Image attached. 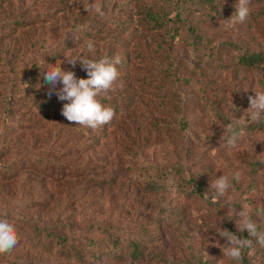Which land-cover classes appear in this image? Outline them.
<instances>
[{
	"label": "trees",
	"instance_id": "obj_1",
	"mask_svg": "<svg viewBox=\"0 0 264 264\" xmlns=\"http://www.w3.org/2000/svg\"><path fill=\"white\" fill-rule=\"evenodd\" d=\"M47 1L49 8L36 14L18 8L12 0H0V137L28 131V135L35 134L39 140L35 144L50 141L49 149L33 143V148L21 156L26 161L23 167L42 181L63 184L65 196L72 203L64 200L63 207L73 208L64 216L60 210L61 216L53 223L41 226L32 217L26 218L39 236L43 260L51 256V248L59 246L67 252L72 249L81 264H96L103 258L146 262L151 256H156L162 263L172 262L162 250L151 247L153 236L143 238L153 232L151 228L137 230L132 224L125 233L117 226L97 220L91 221L86 230L78 234L70 228L72 225H66L78 203L93 202L104 184L112 182L105 176L93 174L104 162L88 160L80 163L76 161V154L99 146L109 132L116 131L114 134L119 138L127 139L128 143L125 142L121 151L130 159L137 155L132 151L135 147L153 153L155 146L150 145L151 137L153 133L155 137H161L163 154L159 160L146 162V167L167 171V179L175 184L178 192L176 198L186 197L198 205L193 215L184 203L173 205L174 208L181 206L174 221L165 216L158 224V230L161 224L172 227L185 249V257L172 263L237 264L223 256L220 248L226 238L218 233L227 229L238 238H252L246 230L238 232L235 218L228 219L226 213L233 206L237 211L243 206L250 210L258 231L264 232V203L262 207H254L253 203L264 192V118L259 122L245 119L250 106L248 97H254V91H264V3L259 11H250L243 22L245 30L240 23L242 36L250 35L246 40L223 38L212 54L213 34H208L203 25L189 21L191 8L175 6L172 0H117L119 15L111 20L87 11L90 0ZM85 25L87 27H83ZM217 33L221 35V32ZM88 41L94 45L91 52L87 48ZM178 44L185 49L184 56H172ZM229 50L234 53L231 60L234 66L256 73L245 88L242 87L243 79H236L237 74L232 75L231 85L222 87L221 76L231 67L225 62L230 58L224 56ZM204 54L220 61L219 83L210 101L215 119L221 125L216 134H211L204 124L198 125L194 115H188L193 114L197 104H193V97L186 99L184 90L186 84L195 87L194 73L201 74L213 68L211 60H204ZM77 55L92 59L104 55L122 57L116 66L119 76L113 89L97 97L104 106L112 107L115 115L97 129L67 121L61 114L63 103L67 101H60L55 93L49 97L44 85L42 71L48 64L60 61L61 68L73 71L77 78H87V72L79 63L73 68L65 62V56ZM166 109L174 111L172 120L160 116ZM237 119L241 122L238 126L241 137L233 148L227 146L226 129ZM141 134L145 136L141 137ZM142 164L132 160L127 167ZM235 172L241 174L240 180L231 179L232 187L217 202L211 181L219 175ZM143 184L153 192L167 188L164 180L149 179ZM42 202L46 207L47 198L43 197ZM173 206L169 207L172 209ZM255 215L260 216V220H256ZM61 218L64 220L60 222ZM82 234L102 235L101 239L89 241L96 250L88 246L87 238ZM205 241L208 245L221 244L219 261L206 256ZM260 248L253 239V249L244 251L239 264H257L252 251L259 255L256 258L258 264H264V252ZM66 256L70 259V254L66 253ZM43 260L38 262L44 263Z\"/></svg>",
	"mask_w": 264,
	"mask_h": 264
},
{
	"label": "rangeland",
	"instance_id": "obj_2",
	"mask_svg": "<svg viewBox=\"0 0 264 264\" xmlns=\"http://www.w3.org/2000/svg\"><path fill=\"white\" fill-rule=\"evenodd\" d=\"M12 1H14L18 8L24 9L29 13L42 14L49 8L47 0ZM94 3L101 4L104 13L103 16H100L102 18L111 20L119 15V12H117L119 4L117 0H90V4ZM172 3L175 6H188L191 8L192 14L189 16V21L191 20L192 24L203 25L207 28L208 34H213L210 42V45L213 46L210 48L212 54L217 44L223 38L234 39L237 37V39L244 41L250 36L246 35V37H243L240 32L242 28L245 30L246 25L244 23H242V28L240 27V23L236 24L233 28L226 27V20L235 15L236 0H172ZM263 3L264 0H251L250 8L251 10L259 11ZM216 32H221V35L216 34ZM184 53L185 49L178 44L175 46L172 56H184ZM224 54H226L224 55L225 59L226 57L230 58L225 62L227 66L231 64V67L221 76L222 87L231 85L232 75L237 74L236 79L242 78V87L245 88L247 82L255 76V71L234 66L231 63L234 55L232 50ZM205 58L211 60L213 68H208L202 71L201 74L197 72L193 74V79L196 82L195 87L190 88L188 84L184 85L186 99L189 100L193 97L195 99L193 104H197L195 106L197 109L193 111V114H187L194 115L198 125L204 124L211 134H216L218 132L217 129L221 125L219 120L216 121L215 119L216 117L210 101L214 98V93L219 83L217 82V77L220 72L218 67L220 61L216 57L214 59L209 58L207 54H204V60ZM207 95H209V98H207ZM162 113L164 115H160L161 117L173 119V110L168 111L166 109L161 111ZM205 123H208V125ZM27 133L28 131L14 132L8 136L6 134L4 137H0V210L7 212V218L14 225L18 237V243L11 251L0 253V264H40L38 261L43 260L44 253L42 245H40L41 241H39V236H37L33 228L28 225L26 218L32 217L41 226L46 223H53L54 219L61 216L59 215L60 210L64 216V214L66 215L73 209L70 206L63 207L64 200H67L70 205L72 204L68 200V196H65V186L63 184L48 180L42 181L36 175L29 174L27 169H24L23 166L26 161L21 156H24L27 149L33 148V143L37 146L40 145L42 149H49L50 146V141L48 140L35 144V141H39L35 134L28 135ZM114 133L116 131L109 132L108 136L99 146L76 154V161L80 163L88 160H100L104 162L102 168L94 171L93 174L99 177L105 176L107 180L111 179L112 182L109 183L108 181L104 184L102 190L93 198V202L78 203L71 215L72 217L67 220L66 225H72L70 228L78 234H81V230H86L87 224L91 221L96 222L97 220L104 221V224L108 223L111 226H117L123 232L128 231L126 228L132 224L136 226L137 230L151 228L150 231L153 232L143 235V238L146 240L153 236L151 247H154L156 250H162L165 257L177 263L185 257L186 253L180 243L179 235L174 234L172 227L165 225L162 227V224L160 230H158V224L163 222L165 216L169 218V221H174L175 214L181 206L174 208L173 205H182L184 203L189 206L192 215L196 214L195 210H197L198 205L196 201H190L186 197L178 198L179 200L176 198L178 192L175 184H171V181L167 179V171H155L146 167V162L161 158L160 154H163V149L161 148L163 142L159 139L161 137L157 138L154 136L155 133H153L150 140V145L155 146L153 153L142 151L143 147H135L132 151L137 155L130 159L129 155L123 154L121 151V147L126 144L127 139L119 138ZM144 136V134H141V137ZM162 137L166 139L167 135H162ZM170 138L173 137L171 136ZM198 151L201 152V148H198ZM132 160L143 164L127 167V164H132ZM149 179L157 182L164 180L167 182V188H159V190H154V192L150 188L146 189L147 187L143 183ZM43 197H46L48 201L46 207H44L42 202ZM253 203L254 207H262L264 192ZM81 206L84 207L82 208ZM169 206H173L172 209ZM254 217L256 220H260V216L255 215ZM62 220L64 218H61L60 222ZM66 228L65 226L63 232H65ZM83 236L87 238L86 243H89L88 246L96 250V246L89 241L101 239L102 235L82 234ZM206 241L204 245L206 256L219 261L221 254L217 246L218 243L208 245ZM260 250L263 253L264 247L261 246ZM65 252L70 254V259L66 256ZM251 254L255 257L254 260L258 264L256 258L259 255H255L253 251ZM151 257V260L146 262L103 258L97 261L96 264H173L170 261L159 262L156 256ZM43 262L41 264H81L78 262V256L72 249H69L67 252L59 248V246L51 248V256L48 255L47 259L43 260Z\"/></svg>",
	"mask_w": 264,
	"mask_h": 264
},
{
	"label": "clouds",
	"instance_id": "obj_3",
	"mask_svg": "<svg viewBox=\"0 0 264 264\" xmlns=\"http://www.w3.org/2000/svg\"><path fill=\"white\" fill-rule=\"evenodd\" d=\"M251 0H236L235 15L226 20V27L233 28L238 23H243L250 15ZM87 11H94L103 16V10L100 3L90 4ZM83 27H87L86 25ZM87 48L91 52L94 45L91 41L87 42ZM66 61L73 68L77 63L87 72V78H77L71 70L61 68L60 63L48 64L46 70L42 71L44 85L47 87V95L51 97L54 93L63 103L61 114L67 121L85 126L91 129H97L109 123L114 115V109L110 106H104L97 97L101 93H107L113 89V85L119 76L117 65L121 63L122 57H108L104 55L97 59H92L83 55L75 57L65 56ZM61 85L57 87V85ZM25 87L27 85L25 84ZM255 96H249V112L245 119H251L253 122H259L264 118V91H254ZM240 120L235 124L230 123L226 129V143L229 147H236L241 137L238 131ZM264 163V161H262ZM231 177V178H230ZM241 174L239 172L230 175H219L211 181L210 187L215 190V199L217 202L226 196L232 187L231 179L239 181ZM228 219L235 218V225L238 232L247 231L250 238H238V236L222 229L218 234L226 238V243L221 247L223 256L236 261L237 264L242 260L245 250L253 249V239L259 245L264 247V232L258 231V225L252 219L250 210L243 206L239 211L233 206L227 213ZM18 243V237L14 225L7 218V212L0 210V253L11 251ZM218 247L219 244H217Z\"/></svg>",
	"mask_w": 264,
	"mask_h": 264
}]
</instances>
